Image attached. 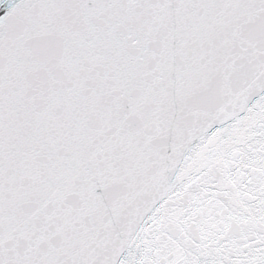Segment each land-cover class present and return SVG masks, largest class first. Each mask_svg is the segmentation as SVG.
<instances>
[{"label":"snow or ice","instance_id":"obj_1","mask_svg":"<svg viewBox=\"0 0 264 264\" xmlns=\"http://www.w3.org/2000/svg\"><path fill=\"white\" fill-rule=\"evenodd\" d=\"M0 264H264V0H0Z\"/></svg>","mask_w":264,"mask_h":264}]
</instances>
